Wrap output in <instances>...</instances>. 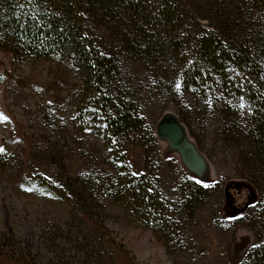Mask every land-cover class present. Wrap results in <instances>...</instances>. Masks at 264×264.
<instances>
[{
  "label": "rangeland",
  "instance_id": "1",
  "mask_svg": "<svg viewBox=\"0 0 264 264\" xmlns=\"http://www.w3.org/2000/svg\"><path fill=\"white\" fill-rule=\"evenodd\" d=\"M122 59L123 87L132 90L143 118L140 130L113 141L125 155L123 170L104 153L96 130L78 120V100L87 91L76 65L60 56L16 58L0 45V231L16 237L39 264L50 263L54 251L48 242L62 236L56 228L69 220L71 209L43 185L62 186L65 174L85 173L88 212L99 216L97 226H86L114 255L93 264H241L255 243L252 222L264 227V183L260 165L250 159L255 157L246 138L247 106L242 104L235 133L218 99L208 102L182 90L174 97L165 68ZM165 116L183 125L193 169L157 135ZM128 173L144 176L154 201L164 207L165 229L136 219L132 199L111 195L110 184ZM187 185L209 188L192 209ZM10 254L0 255V264H31ZM76 255L67 256L81 260Z\"/></svg>",
  "mask_w": 264,
  "mask_h": 264
},
{
  "label": "trees",
  "instance_id": "2",
  "mask_svg": "<svg viewBox=\"0 0 264 264\" xmlns=\"http://www.w3.org/2000/svg\"><path fill=\"white\" fill-rule=\"evenodd\" d=\"M0 45L16 58L60 56L76 65L87 91L78 100V120L96 130L104 153L122 170L127 167L125 155L113 141L143 126L132 90L123 87L122 57L165 68L174 97L182 90L208 102L218 99L235 133L246 105V138L255 159L247 157L260 165L264 183V0H0ZM85 175L65 174L62 186L43 185L71 209L69 220L57 225L62 236L53 235L48 242L54 251L48 264H93L114 257L86 226L99 216L88 212ZM119 177V183L110 184L111 195L132 199L136 219L165 229L164 207L154 201L144 176ZM187 187L185 200L192 209L209 188ZM260 211L264 213V199ZM254 221L255 243L241 264H264V227L254 226L259 220ZM7 251L39 264L29 248L0 231V255ZM78 252L81 260H72Z\"/></svg>",
  "mask_w": 264,
  "mask_h": 264
},
{
  "label": "water",
  "instance_id": "3",
  "mask_svg": "<svg viewBox=\"0 0 264 264\" xmlns=\"http://www.w3.org/2000/svg\"><path fill=\"white\" fill-rule=\"evenodd\" d=\"M156 133L160 138L166 139L170 146L177 148L182 160L186 165L193 169L195 161L186 144L185 129L183 125L172 116H165L156 125Z\"/></svg>",
  "mask_w": 264,
  "mask_h": 264
},
{
  "label": "snow or ice",
  "instance_id": "4",
  "mask_svg": "<svg viewBox=\"0 0 264 264\" xmlns=\"http://www.w3.org/2000/svg\"><path fill=\"white\" fill-rule=\"evenodd\" d=\"M6 119V118H5Z\"/></svg>",
  "mask_w": 264,
  "mask_h": 264
}]
</instances>
